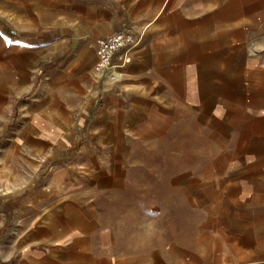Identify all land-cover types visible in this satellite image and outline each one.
Wrapping results in <instances>:
<instances>
[{
	"label": "crops",
	"instance_id": "1",
	"mask_svg": "<svg viewBox=\"0 0 264 264\" xmlns=\"http://www.w3.org/2000/svg\"><path fill=\"white\" fill-rule=\"evenodd\" d=\"M153 144L150 247L108 209ZM134 255L264 264V0H0V264Z\"/></svg>",
	"mask_w": 264,
	"mask_h": 264
},
{
	"label": "rangeland",
	"instance_id": "2",
	"mask_svg": "<svg viewBox=\"0 0 264 264\" xmlns=\"http://www.w3.org/2000/svg\"><path fill=\"white\" fill-rule=\"evenodd\" d=\"M216 145V144H215ZM168 145L165 147H160L158 144L153 145H146L142 146L140 149L135 150L132 154V159L130 166L134 169V176L130 179L128 178L127 181H121V185L127 184L126 190L117 191L112 199H116V201H122L127 205L126 207H116V205H121L120 202H114V208H109L108 210L112 211V216L121 218L123 217L124 222V211L129 210V213H132L131 216L136 217L134 222L136 226H131L134 229L139 227L145 228L143 231V235L145 236L146 240H149L150 247L153 246V218L156 216L158 217V213L160 208L155 207L152 205L154 199H156L155 194L153 192V182L158 181L159 176H153L155 171V166L159 165V163H165L167 160V156H160L161 159L158 158V153L161 151L168 152ZM163 178V177H162ZM124 188V187H123ZM106 197L103 196L102 199ZM115 201V200H114ZM129 205V206H128ZM139 222V223H137ZM142 222V223H141ZM165 224V223H164ZM139 226V227H138ZM162 226H164L162 224ZM5 229L2 230L4 234L7 231L8 227H4ZM2 234V235H3ZM7 235V233L5 234ZM146 250H148L149 246H146ZM150 253V252H149ZM148 253V254H149ZM158 254V253H157ZM19 256V255H18ZM17 256V259H18ZM158 259V257H155ZM129 260V264H153L154 256L152 255H140V256H124V260ZM136 259H140L137 262ZM135 260V261H134ZM126 263V261H124ZM29 264H40L37 263H29Z\"/></svg>",
	"mask_w": 264,
	"mask_h": 264
},
{
	"label": "built area",
	"instance_id": "3",
	"mask_svg": "<svg viewBox=\"0 0 264 264\" xmlns=\"http://www.w3.org/2000/svg\"><path fill=\"white\" fill-rule=\"evenodd\" d=\"M135 43V36L131 32H121L98 40L96 47V70L102 72L112 67L116 53Z\"/></svg>",
	"mask_w": 264,
	"mask_h": 264
},
{
	"label": "bare ground",
	"instance_id": "4",
	"mask_svg": "<svg viewBox=\"0 0 264 264\" xmlns=\"http://www.w3.org/2000/svg\"><path fill=\"white\" fill-rule=\"evenodd\" d=\"M90 55V54H89ZM89 55H86V56H89ZM92 57V56H91ZM83 62V61H82ZM82 62H80V63H82ZM79 65V64H78ZM85 68V67H84ZM80 69V68H79ZM114 74V73H113ZM116 78V77H115ZM88 80V79H87ZM112 80V79H111ZM58 116V115H57ZM179 222V221H178ZM180 223V222H179ZM178 223V224H179ZM184 224V223H183ZM175 228V227H174ZM169 234V233H168ZM176 235V234H175ZM174 236V235H173ZM136 238V237H135Z\"/></svg>",
	"mask_w": 264,
	"mask_h": 264
}]
</instances>
